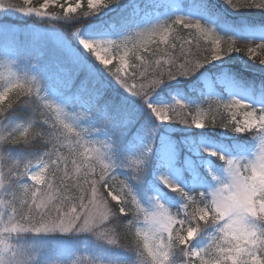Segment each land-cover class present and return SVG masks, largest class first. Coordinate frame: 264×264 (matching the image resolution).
I'll list each match as a JSON object with an SVG mask.
<instances>
[{
  "label": "snow or ice",
  "instance_id": "1",
  "mask_svg": "<svg viewBox=\"0 0 264 264\" xmlns=\"http://www.w3.org/2000/svg\"><path fill=\"white\" fill-rule=\"evenodd\" d=\"M5 36L0 264H264V0H0Z\"/></svg>",
  "mask_w": 264,
  "mask_h": 264
},
{
  "label": "rangeland",
  "instance_id": "2",
  "mask_svg": "<svg viewBox=\"0 0 264 264\" xmlns=\"http://www.w3.org/2000/svg\"><path fill=\"white\" fill-rule=\"evenodd\" d=\"M19 1L23 2V0H19ZM3 2H4V0H3ZM34 2L38 5L39 2H41V0H34ZM4 3H6V2H4ZM5 37H8L7 40L10 38V36H5ZM7 40H3V41L6 42L7 44H11L12 43L11 42L12 40H8V41ZM240 46L243 47V42H241ZM233 55H236V54H233ZM229 59H231V58H229ZM153 100H156V98H153ZM193 155L199 156V157L205 156L204 153H200V152H196ZM168 174H169L171 179H173L176 182H180V178L176 175V171L175 170H170Z\"/></svg>",
  "mask_w": 264,
  "mask_h": 264
},
{
  "label": "trees",
  "instance_id": "3",
  "mask_svg": "<svg viewBox=\"0 0 264 264\" xmlns=\"http://www.w3.org/2000/svg\"><path fill=\"white\" fill-rule=\"evenodd\" d=\"M4 2H6V3L11 2V3L17 4V5L22 4V2H20L19 0H4ZM12 18L15 19V16H13ZM7 38L8 37H0V40H7ZM13 39L14 38L10 36V38L8 40H12L11 42L13 43Z\"/></svg>",
  "mask_w": 264,
  "mask_h": 264
}]
</instances>
